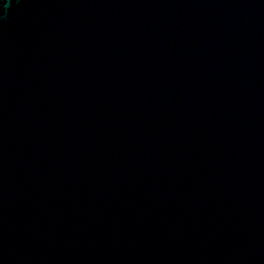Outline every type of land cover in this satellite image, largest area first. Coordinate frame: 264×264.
<instances>
[{
	"label": "water",
	"instance_id": "water-1",
	"mask_svg": "<svg viewBox=\"0 0 264 264\" xmlns=\"http://www.w3.org/2000/svg\"><path fill=\"white\" fill-rule=\"evenodd\" d=\"M0 264H264V0H0Z\"/></svg>",
	"mask_w": 264,
	"mask_h": 264
}]
</instances>
